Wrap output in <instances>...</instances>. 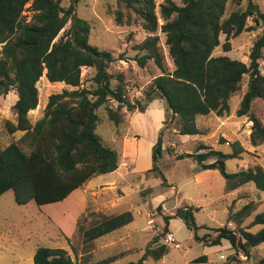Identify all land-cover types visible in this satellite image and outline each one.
Returning <instances> with one entry per match:
<instances>
[{
  "label": "trees",
  "instance_id": "16d2710c",
  "mask_svg": "<svg viewBox=\"0 0 264 264\" xmlns=\"http://www.w3.org/2000/svg\"><path fill=\"white\" fill-rule=\"evenodd\" d=\"M235 1L240 5L243 0ZM29 2L31 4L26 7ZM79 2L70 0L65 6L63 0H0V96L12 90L16 92L17 100L12 105L15 120H7L6 126L9 133L24 132L5 146L0 142V195L12 189L18 204L34 200L42 206L65 199L94 176L118 169L121 151L108 145L98 132L101 122L98 109L102 106L107 109L108 118L119 125L125 121L124 108L144 112L150 102L162 98L167 111L176 117L179 132L198 134L201 131L197 117L211 112L228 113L229 99L242 89L246 74L249 80L237 114L252 121L251 142L264 145V123L252 109L254 100L264 101V74L260 70L264 11L255 0H247L245 8L233 10L228 15V0H183L182 5L166 0L160 4V16L155 0H119L121 8L115 11L116 23L123 25L134 21L150 33L161 30L175 65L172 72L154 77L144 95L136 99L127 95L123 75L114 76L107 70L117 57L89 42L91 22L77 15ZM26 10L33 11L30 21L24 14ZM249 18L255 22L253 27L247 24ZM69 22L70 27L56 40ZM256 27H263V30L252 46L249 63L227 55H214L221 44V34L229 39ZM159 40V35H150L135 47L147 52L133 59L141 66L154 59L162 68ZM223 48L231 50V43L226 41ZM83 67L96 69L90 87L81 86ZM45 70L49 81L77 88L50 94L43 117L33 122L29 112L38 107L37 83ZM113 79L118 81L115 86ZM111 100L119 104L112 107ZM203 149L208 151L199 152ZM163 151L161 129L152 149V167L146 172H156V176L166 181L158 165ZM239 153V148L224 152L200 143L196 152L182 153L179 158H193L201 170L217 169L226 180V192L247 183L264 191V161L236 172L228 171L226 161ZM211 157L215 160L205 163ZM256 209V202L250 200L239 209L229 210L227 224L211 228L197 224L194 211L198 207H178L173 215L164 216L165 230L168 231L170 219L179 217L205 244L220 245L227 239L236 251L241 250L250 257L254 248L264 244V209L253 216ZM133 219L130 210L108 214L88 206L78 217L74 233L71 236L62 234L73 255L61 246H39L33 264L115 262L118 255L93 260L94 243ZM257 225L261 228L251 231ZM200 228L213 230L216 235L211 237L206 233L200 237L197 233ZM153 242H149L138 261L125 264H144L148 257L161 259L168 249L165 246L151 249ZM195 261L204 263L207 256L201 255ZM259 264H264V256L260 255Z\"/></svg>",
  "mask_w": 264,
  "mask_h": 264
},
{
  "label": "rangeland",
  "instance_id": "374dc122",
  "mask_svg": "<svg viewBox=\"0 0 264 264\" xmlns=\"http://www.w3.org/2000/svg\"><path fill=\"white\" fill-rule=\"evenodd\" d=\"M69 1L63 0V4L67 6ZM155 1L160 16V4L166 0ZM173 1L179 5L183 4V0ZM255 2L264 11V0H255ZM30 4L31 2L26 7ZM246 6L247 0H243L240 5L235 0H228L227 15L233 10L243 9ZM118 8H121L119 0H80L76 13L91 22L89 42L100 50L111 51L117 57L108 65V72L114 76L123 75L127 95L131 99L141 98L154 77L163 72H172L175 65L169 55L165 34L161 30L150 33L139 22L117 24L115 11ZM24 14L27 15V21H30L33 11L26 10ZM159 22L163 23L162 18H159ZM254 23L252 18L248 19L247 24L250 27H253ZM70 25L69 22L61 30L56 40ZM262 30L263 27L244 30L229 39L225 34H221V44L214 50V55H227L249 63L252 46ZM150 35L160 37L158 48L163 57L162 68L154 59H149L145 66H141L133 59L136 55L147 52L135 47ZM226 41L231 43V50H224L223 43ZM260 70L264 74V48ZM45 73L46 70L37 83L40 109L46 107L50 94L77 88L64 82H51ZM95 74L94 67H83L81 86L90 87ZM248 80L249 75L246 74L242 89L229 99L228 113L218 115L211 112L197 117L196 123L201 131L198 134H181L176 117L171 111H167L166 101L162 98L150 102L144 112L128 111L124 108L125 121L119 125L108 118L105 106L98 109L101 115L98 132L108 145L121 151L122 158L120 169L110 176L101 178L102 181L108 180V182H104L97 189L96 195L92 192L89 194L87 207L97 210L93 202L98 201L102 207L99 211L117 214L130 210L134 219L130 224L98 238L93 246V260L118 255L117 261L108 264L138 261L145 253L149 242L153 240L155 242L151 249L165 246L168 252L159 260L148 257L144 264H199L195 259L201 255L207 256L204 264H259L260 255L264 256V244L254 248L252 255L247 257L243 251H236L227 239H224L220 245H207L198 240L195 232L179 217L170 219L168 231L165 230L164 221V216L173 215L178 207L193 206L198 207V210L194 211L198 225L218 228L227 224L230 209H239L250 200H254L257 204L253 216L264 209V191L258 190L253 183L226 192V180L218 170H201L200 164L193 158H179L182 153L196 152L200 143H204L224 152L240 149L237 157L226 161V167L230 172L263 163L264 145H254L251 142L252 121L247 116L237 114ZM117 82L113 79L112 85H117ZM16 100L17 95L14 90L0 96V142L3 146L21 136L20 131L9 133L6 126L7 120L13 121L12 119L15 118L12 105ZM109 103L112 107L118 105L114 100ZM252 109L264 123V101L259 98L254 100ZM161 129H163L164 151L158 165L166 175V181L156 176V172H146L152 166L137 173L132 158L133 155L138 160L144 157L142 154L146 155L149 142L157 141ZM201 151L208 149L199 152ZM214 160L215 158L211 157L205 163ZM93 195L96 197L95 201ZM54 203L39 206L31 200L27 204H18L12 189L0 195V264H27V258L36 252L39 246H65L71 254L73 253L62 235L64 231L62 227L67 230L71 223L62 216V206L58 207ZM73 207L77 212L81 208L80 204L78 206L73 204ZM82 212L83 210H79L78 216ZM233 226L230 224V227ZM260 228L261 226L257 225L252 227L251 231L255 232ZM197 233L200 237L206 233H210L211 237L216 235L215 231L207 228H200Z\"/></svg>",
  "mask_w": 264,
  "mask_h": 264
},
{
  "label": "crops",
  "instance_id": "0c3cea01",
  "mask_svg": "<svg viewBox=\"0 0 264 264\" xmlns=\"http://www.w3.org/2000/svg\"><path fill=\"white\" fill-rule=\"evenodd\" d=\"M151 105V104H150ZM44 109L45 107H43V109H40V107H37L36 109H33L29 112V116L31 118V120L33 122L37 121L38 119L42 118L44 115ZM13 121L15 119H12ZM21 135L24 133L23 131H20ZM157 140V139H156ZM155 141H150L148 144V151L146 153V155H143L144 157H141L139 160L133 155V160L135 161V166H134V170L137 173L143 172L144 170H147L148 168H150L152 166V147L154 145ZM120 168H118L117 170L111 172V173H107V174H101V175H97L92 177L91 179H89L88 181H86L83 186L75 189L68 197H66L65 199L55 202L54 204H57V206H62L61 207V214L64 218H66V220L68 222L71 223L70 228L65 230V228L62 227L63 233L66 236H71L75 229H76V224H77V220H78V215H79V210H83L85 211L88 202H89V194L95 193L97 191V189H99L104 182H108V180L102 181L101 178L105 177V176H110L111 174L116 173ZM217 170V169H214ZM135 172V173H136ZM100 194V193H99ZM96 195V193L94 194ZM93 195V199L94 201L96 200V197ZM79 203H78V202ZM93 202V201H91ZM49 204H53V203H49ZM49 204H45V205H49ZM73 204H75V206L79 205L81 206V208H79L78 212L76 210H73ZM93 206H96V209L99 210L102 207L100 206V203H98V201L93 202ZM71 209V210H70ZM70 211V214H68V212ZM70 218V220L68 219ZM66 231V232H65ZM108 235V234H107ZM106 235V236H107ZM105 237V236H103ZM65 247V246H63ZM67 248V247H65ZM34 255L35 252H33L27 259H28V263L27 264H33L34 261ZM238 258L240 259V256H238ZM200 264V263H199ZM204 264V263H203Z\"/></svg>",
  "mask_w": 264,
  "mask_h": 264
},
{
  "label": "built area",
  "instance_id": "2783aa9c",
  "mask_svg": "<svg viewBox=\"0 0 264 264\" xmlns=\"http://www.w3.org/2000/svg\"><path fill=\"white\" fill-rule=\"evenodd\" d=\"M117 104H119V102H117ZM171 238V240L173 239V237H169V239ZM200 264H203V263H200Z\"/></svg>",
  "mask_w": 264,
  "mask_h": 264
}]
</instances>
